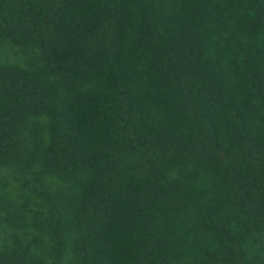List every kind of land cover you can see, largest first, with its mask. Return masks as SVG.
<instances>
[{
	"label": "trees",
	"instance_id": "1",
	"mask_svg": "<svg viewBox=\"0 0 264 264\" xmlns=\"http://www.w3.org/2000/svg\"><path fill=\"white\" fill-rule=\"evenodd\" d=\"M0 264H264V0H0Z\"/></svg>",
	"mask_w": 264,
	"mask_h": 264
}]
</instances>
